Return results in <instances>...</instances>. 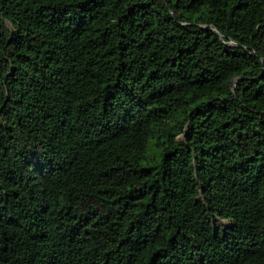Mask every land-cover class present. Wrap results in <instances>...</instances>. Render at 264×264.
<instances>
[{
    "label": "trees",
    "instance_id": "1",
    "mask_svg": "<svg viewBox=\"0 0 264 264\" xmlns=\"http://www.w3.org/2000/svg\"><path fill=\"white\" fill-rule=\"evenodd\" d=\"M0 264H264V0H0Z\"/></svg>",
    "mask_w": 264,
    "mask_h": 264
}]
</instances>
